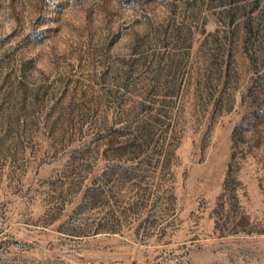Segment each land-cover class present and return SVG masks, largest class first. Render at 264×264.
<instances>
[{"label": "rangeland", "instance_id": "1", "mask_svg": "<svg viewBox=\"0 0 264 264\" xmlns=\"http://www.w3.org/2000/svg\"><path fill=\"white\" fill-rule=\"evenodd\" d=\"M0 264H264V0H0Z\"/></svg>", "mask_w": 264, "mask_h": 264}]
</instances>
